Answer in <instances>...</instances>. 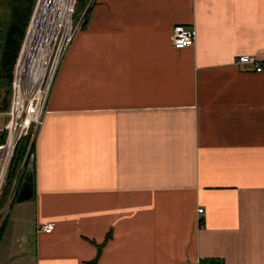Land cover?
<instances>
[{"label": "crops", "instance_id": "1", "mask_svg": "<svg viewBox=\"0 0 264 264\" xmlns=\"http://www.w3.org/2000/svg\"><path fill=\"white\" fill-rule=\"evenodd\" d=\"M68 48L0 264H264V0H93Z\"/></svg>", "mask_w": 264, "mask_h": 264}, {"label": "built area", "instance_id": "2", "mask_svg": "<svg viewBox=\"0 0 264 264\" xmlns=\"http://www.w3.org/2000/svg\"><path fill=\"white\" fill-rule=\"evenodd\" d=\"M77 0H73V7L70 15V22L60 28L52 46V52L47 59L45 74L40 84H32L30 78L25 73L19 74V68H16L14 81L12 84V93L10 109L3 112L8 117L6 124L0 127V200L6 185V178L10 169V164L16 154V149L20 141L28 140L26 154L23 162L13 178L12 187L7 194L5 205L0 208V230L2 222L8 214V207L17 201L20 187L26 175L25 162L29 158L33 159L32 149L37 143L38 134L44 125V119L47 114V103L51 95L56 73L60 67V62L68 51V47L73 42L77 32L85 23V16L93 5V0L88 1L87 12L81 16L77 26L73 24V14L75 12ZM196 39V31L193 28H187L183 25H176L173 28L172 45L176 49L191 48ZM263 60L255 55H242L237 59L238 66L253 68L256 72L263 70ZM19 67V66H17ZM36 154V153H35ZM204 211L198 209L199 213ZM54 229V223L41 227V230L50 234Z\"/></svg>", "mask_w": 264, "mask_h": 264}, {"label": "trees", "instance_id": "3", "mask_svg": "<svg viewBox=\"0 0 264 264\" xmlns=\"http://www.w3.org/2000/svg\"><path fill=\"white\" fill-rule=\"evenodd\" d=\"M0 0V11L3 10L4 4L8 6L7 22L0 19V87L11 86L13 82L14 71L16 69V63L19 55L22 51V45L26 37V32L31 23V17L33 15L37 0ZM87 0H77V4L83 8L86 6ZM90 11V10H89ZM88 11V12H89ZM88 13L86 14V16ZM1 95V94H0ZM6 91L0 96V114L9 111L11 99H8ZM28 140L24 139L20 141L16 149L14 159L10 164V169L6 178V185L0 200V208L5 205L9 186L12 184L15 173L18 171L20 164L23 162L26 154ZM34 157L27 159L25 162L26 174L30 171L35 174V153L32 149ZM5 222V221H4ZM4 222L0 230V236L4 232ZM103 245H97L98 254L94 260L88 264H97L100 257Z\"/></svg>", "mask_w": 264, "mask_h": 264}, {"label": "bare ground", "instance_id": "4", "mask_svg": "<svg viewBox=\"0 0 264 264\" xmlns=\"http://www.w3.org/2000/svg\"><path fill=\"white\" fill-rule=\"evenodd\" d=\"M38 5L17 63L19 74L26 73L32 84H40L43 79L57 33L64 23L70 22L73 0H40ZM36 63L39 70L35 73Z\"/></svg>", "mask_w": 264, "mask_h": 264}, {"label": "rangeland", "instance_id": "5", "mask_svg": "<svg viewBox=\"0 0 264 264\" xmlns=\"http://www.w3.org/2000/svg\"><path fill=\"white\" fill-rule=\"evenodd\" d=\"M39 1L40 0H37V3H36V6H35V9H34V12H33V15H32V17H31V23H30V26H31V24L33 23V18H34V16H35V12H36V9L38 8V3H39ZM88 1L89 0H87V3H86V6L83 8L82 6H80L79 4H77V2H76V7H75V12H74V14H73V24H74V26H77V23L81 20L80 18H81V16H82V14L84 13V12H87V6H88ZM9 2H10V0H9ZM9 2H7V3H9ZM4 6V8H3V10H1L0 11V19L1 20H4V21H6L7 20V17H8V6H6V3L3 5ZM89 11V10H88ZM7 22V21H6ZM66 23H64L63 24V26L65 25ZM30 26H29V28H28V30H27V32H26V37H25V40H24V42H23V45H22V51H23V46H24V44H25V42L27 41V39L26 38H28V32H29V30H30ZM62 26V27H63ZM22 51H21V53H22ZM21 53H20V55H21ZM20 55H19V58H20ZM46 57V56H45ZM19 58H18V60H19ZM18 60H17V63H18ZM45 60V59H44ZM44 60H42V61H44ZM16 63V64H17ZM37 65L34 67V71H35V73L39 70H36V68L39 66V64L38 63H36ZM18 66V64L16 65V68H18L17 67ZM30 70H28L27 71V73L29 72ZM15 72H16V69H15V71H14V75H15ZM13 81H14V76H13ZM12 84H13V82H12ZM12 84H11V86H2V87H0V96H2V94L4 93V91H6V93L8 94L7 95V97H8V99H11L12 98V96H13V93H12ZM7 119H8V117L6 116V115H4V114H0V127H2L3 128V126L6 124V121H7ZM17 173V172H16ZM16 173H15V175H16ZM14 175V176H15ZM12 185V184H11ZM9 186V190H10V188L12 187V186ZM8 193H9V191H8ZM7 200V199H6ZM19 203L16 201V202H14V203H12L11 205H9V207H8V212H10L11 211V208H12V206L14 207V206H17ZM4 206V205H3Z\"/></svg>", "mask_w": 264, "mask_h": 264}, {"label": "water", "instance_id": "6", "mask_svg": "<svg viewBox=\"0 0 264 264\" xmlns=\"http://www.w3.org/2000/svg\"><path fill=\"white\" fill-rule=\"evenodd\" d=\"M34 198V180L30 171L25 175L20 187L17 202L32 200Z\"/></svg>", "mask_w": 264, "mask_h": 264}]
</instances>
